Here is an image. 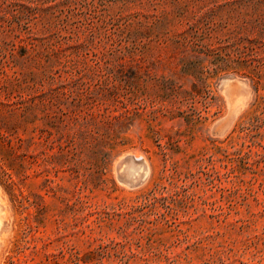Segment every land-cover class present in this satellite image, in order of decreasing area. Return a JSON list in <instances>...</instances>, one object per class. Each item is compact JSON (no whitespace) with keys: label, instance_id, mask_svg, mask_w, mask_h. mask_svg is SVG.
I'll list each match as a JSON object with an SVG mask.
<instances>
[{"label":"rangeland","instance_id":"374dc122","mask_svg":"<svg viewBox=\"0 0 264 264\" xmlns=\"http://www.w3.org/2000/svg\"><path fill=\"white\" fill-rule=\"evenodd\" d=\"M181 32L240 42L196 125ZM259 35L264 0H0V264H264Z\"/></svg>","mask_w":264,"mask_h":264},{"label":"trees","instance_id":"16d2710c","mask_svg":"<svg viewBox=\"0 0 264 264\" xmlns=\"http://www.w3.org/2000/svg\"><path fill=\"white\" fill-rule=\"evenodd\" d=\"M264 39L262 35H259V40L247 38V44L245 48L249 51L248 58L251 59L252 62H257L258 64H254L253 67L249 70L250 76L259 77L261 71V63L260 57L256 54V47L259 41ZM176 46L181 50L182 57V72L186 75H191L195 78V81L192 82V88L190 90L182 89L181 85H178L176 82H173L171 89V98H174L175 103L184 104V102L189 103V109L187 110H179L178 113H173V117L179 116L185 119V121L189 124L196 125L201 123L202 121L208 119V115L211 112L212 105L215 104L216 111H214L213 115L220 112L221 105L218 102V98L210 94V91L205 89L203 92V88L205 87L206 76H203L204 71L202 69V62L206 59V56H212L214 72H218L224 70L232 63L239 64V58H233L232 54L239 53L240 50V42L233 44L234 49L232 51H224L225 48L211 49L210 46H201L199 41L188 43L187 36L180 33V38L174 41ZM264 44V42H263ZM193 52L188 56L187 52ZM247 58V59H248ZM197 103L201 104V107L197 105ZM179 105V107H180ZM255 108L253 110V114L251 118L257 117L256 112L260 110H264V95L260 96L259 100H256L254 103ZM244 130V128H242ZM219 149H225L222 146H217Z\"/></svg>","mask_w":264,"mask_h":264},{"label":"bare ground","instance_id":"6f19581e","mask_svg":"<svg viewBox=\"0 0 264 264\" xmlns=\"http://www.w3.org/2000/svg\"><path fill=\"white\" fill-rule=\"evenodd\" d=\"M1 208H2V204H0V211H1ZM1 228H2V222H1V219H0V231H1Z\"/></svg>","mask_w":264,"mask_h":264}]
</instances>
